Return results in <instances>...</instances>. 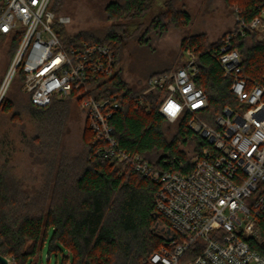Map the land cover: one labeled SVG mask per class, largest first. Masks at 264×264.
<instances>
[{"label":"trees","instance_id":"trees-1","mask_svg":"<svg viewBox=\"0 0 264 264\" xmlns=\"http://www.w3.org/2000/svg\"><path fill=\"white\" fill-rule=\"evenodd\" d=\"M157 1L109 3L106 13L110 21L116 23L105 38L89 33L69 36L65 26L55 29L67 48L86 41L107 45L114 52V75L108 79L97 77L98 83L91 95L95 99L115 96L122 103L123 109L111 120L119 148L140 155L155 166L176 168L185 174L192 169L193 163L183 148L193 144V154L197 155L208 147L207 142L189 128L191 114L185 113L173 123L167 121L159 113V107L168 93L157 90L142 95L144 87L137 90L131 86L119 68L121 50L138 36L143 27L138 21L150 13ZM173 2L166 1L168 12L157 15L149 24V31L164 35L170 26L183 28L190 24L189 13L175 9ZM228 2L236 7L231 30L215 42L205 35L186 37L182 42L183 54L190 52L198 59L197 86L203 89L209 101L208 110L201 116L210 124L214 118L209 116H217L226 106H235L231 79L224 76L219 65L222 42L228 36L236 34L231 45L241 54L244 74L264 83V32L249 27L256 18L264 20V0ZM57 7V0H52L51 10L59 16ZM237 20L247 27L244 35L240 33ZM10 40L14 47L13 59L19 39ZM178 68L157 72L146 82ZM16 79L22 86L24 76L20 69ZM26 95L29 100L23 109L38 124L42 136L37 140H42L52 155L46 163L43 185L34 193L23 191L21 183L9 171L0 169V255L12 258L15 264H37L32 260L48 241L49 256L62 257L63 264H150V256L164 243L161 230L170 226L156 210L159 182L141 176L121 159L108 160L99 156L100 144L94 143L96 137L86 120L84 150L75 155L58 156L56 146L65 131L72 101L55 99L47 107H38L32 103L31 96ZM5 97L0 108L14 109L13 101ZM76 105L79 108L78 103ZM172 125H176V132L170 139L168 127ZM261 224L263 239L254 240L251 246L264 257V222Z\"/></svg>","mask_w":264,"mask_h":264},{"label":"built area","instance_id":"built-area-1","mask_svg":"<svg viewBox=\"0 0 264 264\" xmlns=\"http://www.w3.org/2000/svg\"><path fill=\"white\" fill-rule=\"evenodd\" d=\"M51 4L52 0H0V39H19L0 86V102L20 69L22 91L34 105L47 107L55 99L78 103L96 137L94 143L100 144L99 156L121 159L141 176L159 182L156 210L170 226L161 230L164 243L150 256V264H264V257L251 246L263 239L264 83L244 74L241 54L231 45L236 34L222 42L219 57L224 76L231 79L235 106L224 107L213 124L201 116L209 101L197 86L200 68L194 55L185 66L145 84L142 95L168 93L159 107L167 121L191 114L189 128L208 144L192 155L193 167L183 174L119 148L111 120L123 109L122 103L115 96L91 95L97 77L114 75L115 54L107 45L86 41L67 48L55 27L67 26L71 19L55 15ZM240 26L244 35L247 27L242 22ZM249 27L264 28V20L256 18Z\"/></svg>","mask_w":264,"mask_h":264},{"label":"rangeland","instance_id":"rangeland-1","mask_svg":"<svg viewBox=\"0 0 264 264\" xmlns=\"http://www.w3.org/2000/svg\"><path fill=\"white\" fill-rule=\"evenodd\" d=\"M114 1L119 0H57V10L71 19V23L65 26L69 36L89 33L105 38L107 31L116 23L110 21L106 13L107 5ZM166 1L158 0L150 13L138 21L143 24L142 29L138 31L137 37L124 45L120 53L122 76L137 90L145 88L151 75L181 67L193 58L190 52L183 54V39L205 35L208 40L215 42L235 24L236 7L228 0H174L175 9L189 13L190 24L183 28L170 26L164 35L149 31L151 21L160 13L168 12ZM120 22L126 23L124 20ZM259 30L264 32V28ZM13 49L10 39H0V86L11 65ZM5 98L13 101L15 108L10 111L0 108V169L9 171L21 183L23 191L34 193L43 185L46 163L52 152L45 149L42 140H37L42 136L40 128L23 109L29 98L22 91L20 80L15 78ZM71 106L65 131L56 146L58 156L64 153L75 155L84 150L86 116L76 102L72 101ZM168 129V138L171 139L176 132V125ZM183 150L192 157L194 145L190 144ZM32 261L37 264H63L62 257L49 256L48 241Z\"/></svg>","mask_w":264,"mask_h":264},{"label":"water","instance_id":"water-1","mask_svg":"<svg viewBox=\"0 0 264 264\" xmlns=\"http://www.w3.org/2000/svg\"><path fill=\"white\" fill-rule=\"evenodd\" d=\"M0 264H13V263H9L7 258L0 255Z\"/></svg>","mask_w":264,"mask_h":264},{"label":"snow or ice","instance_id":"snow-or-ice-1","mask_svg":"<svg viewBox=\"0 0 264 264\" xmlns=\"http://www.w3.org/2000/svg\"><path fill=\"white\" fill-rule=\"evenodd\" d=\"M171 107V106H170Z\"/></svg>","mask_w":264,"mask_h":264}]
</instances>
